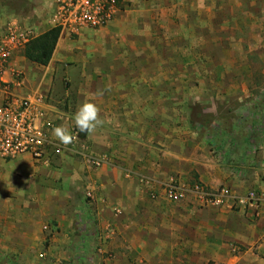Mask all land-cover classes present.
<instances>
[{"label":"crops","instance_id":"1","mask_svg":"<svg viewBox=\"0 0 264 264\" xmlns=\"http://www.w3.org/2000/svg\"><path fill=\"white\" fill-rule=\"evenodd\" d=\"M32 1L38 6L23 16L1 12L0 32L15 24L30 38L55 26L56 0ZM124 1L119 0V11L108 26L121 22L122 15L118 16ZM87 29H81L79 35ZM70 33L62 30L48 65L28 59L20 49L3 75L12 81V72L21 71L22 82L14 83L12 92L23 98L43 97L36 113L49 136L59 141L54 129L63 126L72 135V142L75 138L55 164L35 162L29 155L9 161L0 157V223L31 225L25 235L10 227L12 241L7 245L0 239L3 248L15 251L22 239H44L42 230L32 225L53 221L58 229L47 224L44 229L52 234L58 254L70 256V251L63 250L64 242L78 235L80 240H93V264L101 263L106 254L118 264H264V209L234 200L223 206L206 204L189 193L183 199L171 200L161 185L172 176L185 182L186 174L195 167L204 184L212 188L226 184L240 195L250 189L264 190V169L253 168L251 173L250 165L241 169L227 165L210 147L205 154H198L196 143L204 147L206 142L197 140L191 119L184 116L180 125L175 121L172 126L162 125L161 105L146 107L138 90L128 88L129 79H144L143 69L134 76L128 68L130 63L144 64L143 55L102 57L105 60L94 56L87 61L84 53L74 49ZM100 64L105 70L103 78L110 81L104 90L96 87ZM81 79L94 89L85 94L78 87ZM86 101L98 106L102 121L88 135L79 132L75 124V114ZM170 108L176 109L174 105ZM146 112L152 113L151 127L145 125ZM211 139L207 143L220 140L223 149L231 145L227 155L235 156V136L222 133ZM156 143L163 147H156ZM104 156L110 160L98 167L93 164V158ZM145 177L153 181L146 183ZM153 191L158 196L152 197ZM70 232L73 236L66 237Z\"/></svg>","mask_w":264,"mask_h":264},{"label":"rangeland","instance_id":"2","mask_svg":"<svg viewBox=\"0 0 264 264\" xmlns=\"http://www.w3.org/2000/svg\"><path fill=\"white\" fill-rule=\"evenodd\" d=\"M36 6L38 3L31 0H0V13L11 11L23 16L34 12ZM121 15V22H113L114 27L112 23L108 27L88 28L83 36L71 32L69 37L74 49L84 53L87 61L94 56L135 58L143 55L144 64L130 63L128 68L134 76L143 69L144 79H129L128 88L138 90L146 107L161 105L162 125L172 126L173 121L180 125L187 116L198 132L197 140L206 142L204 147L196 143L198 154H205L210 147L213 155L225 160L227 165L239 169L250 165L251 173L253 168L264 169V120L259 118L264 114V0H125L118 17ZM93 45L98 49H91ZM97 69L96 87L104 90L110 86V81L103 78V64ZM89 85L81 79L78 87L87 94L94 89ZM133 99H137L134 94ZM172 105L175 110L169 109ZM149 120L152 121V113L146 112L145 125L151 127ZM222 133L235 136V156L227 155L231 145L226 144L223 149L220 140L210 141L211 137ZM251 136L255 140L249 146L247 140ZM206 137L211 143H207ZM155 146L163 147L159 143ZM239 149L243 153L241 158ZM186 175L189 177L185 182L172 176L161 185L173 180L186 189L198 185L209 193L226 185L212 188L204 184L195 167ZM261 178L264 181V172ZM189 194L197 197L195 192ZM46 224L58 229L53 221L33 224V228L42 230L44 239L36 242L35 238L28 242L22 239L24 242L14 251L2 246L12 241L9 228L21 230L18 233L25 235V229L31 225L0 223V239L4 240L0 244V264L95 262L93 240H80L78 235L72 237L73 232L66 233V237L72 238L64 242L63 248L70 251V256L59 255L60 251L53 246L52 234L44 229ZM74 229L76 232L77 225Z\"/></svg>","mask_w":264,"mask_h":264},{"label":"built area","instance_id":"3","mask_svg":"<svg viewBox=\"0 0 264 264\" xmlns=\"http://www.w3.org/2000/svg\"><path fill=\"white\" fill-rule=\"evenodd\" d=\"M55 25L79 33L81 29H98L108 26L119 11V0H56ZM29 36L15 24L9 25L0 32V157L4 160L16 159L22 155H29L35 162L55 164L65 154L67 145L52 138L40 124V115L36 113L38 103L43 102V97L23 98L12 92L14 83L21 84L23 75L21 71L12 72V81L4 79L13 54L23 49ZM33 99H36L35 101ZM52 126V123H49ZM49 126V125H48ZM75 142L73 139L72 144ZM74 146H71L73 148ZM108 156L93 158L95 166L108 162ZM144 181H153L145 177ZM164 194L168 199L180 200L188 193L195 192L197 197L206 204L223 206L230 200L256 208L264 209V190L250 189L243 195L235 194L228 186L219 191L209 193L196 185L194 189L170 181L163 184ZM152 197L158 196L154 191ZM91 196V190L88 192ZM103 252L102 248H99ZM99 264H118L111 255H106Z\"/></svg>","mask_w":264,"mask_h":264},{"label":"trees","instance_id":"4","mask_svg":"<svg viewBox=\"0 0 264 264\" xmlns=\"http://www.w3.org/2000/svg\"><path fill=\"white\" fill-rule=\"evenodd\" d=\"M61 33L62 27L55 25L38 35L30 37L23 48L24 56L36 63L48 65L53 57ZM259 118L260 120H264V114H261ZM257 120L259 121V119ZM251 123V125L255 126L254 122ZM248 139L247 144L250 146L253 144V139L255 140V138L251 136L248 137ZM234 146H236V144H234Z\"/></svg>","mask_w":264,"mask_h":264},{"label":"clouds","instance_id":"5","mask_svg":"<svg viewBox=\"0 0 264 264\" xmlns=\"http://www.w3.org/2000/svg\"><path fill=\"white\" fill-rule=\"evenodd\" d=\"M75 124L79 128V132H86L88 135L89 132L102 124V121L99 119L98 106L92 102L83 103L75 114ZM54 135L64 145L72 142V135L63 126L56 127Z\"/></svg>","mask_w":264,"mask_h":264}]
</instances>
